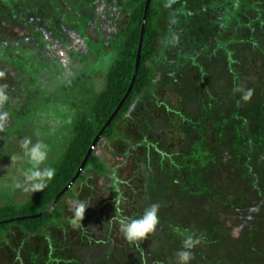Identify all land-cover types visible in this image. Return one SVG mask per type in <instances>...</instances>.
Instances as JSON below:
<instances>
[{
    "label": "rangeland",
    "instance_id": "rangeland-1",
    "mask_svg": "<svg viewBox=\"0 0 264 264\" xmlns=\"http://www.w3.org/2000/svg\"><path fill=\"white\" fill-rule=\"evenodd\" d=\"M24 3L26 5L23 7ZM240 4L235 20L248 21L244 25L245 32L252 29L254 34L257 33L260 23L254 16L264 18V0H241ZM74 6L82 16L80 19L72 17L71 7ZM92 8V11L86 9L78 0H0V49L6 51L2 53L0 50V73L3 74L0 76V87L7 86L5 91L9 96V101L0 107V113H8L5 126L0 129V205L8 199L24 203L31 197L32 192L16 187L17 184H23L24 172L29 167L20 148L22 141L27 138L33 143L42 141L47 144L49 156L42 167H51L67 147L68 118L73 115L74 109L80 107L81 101L84 102L94 93L92 86L98 87L103 82V76L113 64L109 53L114 50V42L125 29L128 13L124 8L117 7V4L110 5L103 0H96ZM235 20L232 23L234 25L237 22ZM238 29L236 34L241 38L245 32L240 27ZM260 38L255 40L260 42ZM259 46L264 51L263 43H259ZM251 53L252 56L257 55L258 60L262 59L254 48ZM175 60L172 73L179 69L188 71L191 67L183 55L176 56ZM254 62H251L253 67H248L250 71L246 70L249 65L242 68L238 60L231 69L232 83L238 80L237 74L241 70L245 75L255 72L259 89H263L241 103V108L251 115L246 122L251 127L245 130L241 140L244 147L247 145V151L238 149L226 157L227 168L223 176L235 171L245 180V188L238 194L230 193L225 197L227 203L232 205L222 208L216 204L217 211L214 210L211 216L190 208L185 214L198 218L200 222L199 227L194 229L186 223L178 226L171 218L169 228L173 232H167L163 243L167 253L160 250L163 244L158 245L156 241L153 248L144 246L141 256L137 254V249L127 243L122 225L118 222L132 216L133 209L123 200L120 206H116L113 198L117 191L126 192L131 198L129 188H142L140 178L133 176L140 170L137 168L139 162L136 152L142 149V142L140 146L136 145L138 137H134L132 143H136L133 148H129L102 141L96 146L95 154L105 163L110 176L98 175L90 172L91 169L83 171L86 181L75 183L59 204L68 220L73 216L77 201L88 204L90 207L86 209L83 227L74 229L68 225L52 229L48 239L32 240L34 257L24 260V264H176V253L182 246V239L192 234L202 238L193 250L192 264H264V184L261 187L260 183L264 178L260 175L264 171V68ZM261 63L263 65L264 61ZM211 77L212 74L207 71L203 77L188 74L183 77V84L167 89L156 82L136 103L137 106L129 111L127 117L130 125L126 128L122 123L121 130H131L134 125L140 133L145 132L146 141L164 145L159 148L165 153L171 148L175 151L177 146L183 152L189 151L190 147L195 148L196 141L193 139L188 142L192 137L186 133L196 125L195 122L206 120L207 116L202 106L187 99V95L206 88L205 84L211 81L207 79ZM218 86L224 88L221 80ZM180 92H185L183 98H179L177 93ZM47 95L54 99L51 103H57L44 105ZM228 97L224 90L212 95V99L222 105V114L218 117L224 121L223 127H228L234 117L232 107H235V103H231ZM6 107L12 111L10 115L4 109ZM252 112H255L254 116ZM129 130L126 131L128 135ZM225 145L226 150L230 149ZM126 150L131 151L130 158H124L123 152ZM6 156L13 157L12 161ZM184 175L179 174L180 177ZM257 187L262 190L258 191ZM4 190L7 192L3 193ZM160 222L164 227V221L160 219ZM188 228L192 229L191 234L185 232ZM252 230L254 234L249 233ZM107 231L112 234V245L104 241L109 236ZM87 236L96 239L92 243ZM102 238L104 245L94 246ZM17 241L16 234H10L6 241L0 236V264L21 263L16 254L11 253ZM50 241L54 248L48 253ZM74 248L80 249L72 255Z\"/></svg>",
    "mask_w": 264,
    "mask_h": 264
},
{
    "label": "trees",
    "instance_id": "trees-1",
    "mask_svg": "<svg viewBox=\"0 0 264 264\" xmlns=\"http://www.w3.org/2000/svg\"><path fill=\"white\" fill-rule=\"evenodd\" d=\"M78 1L91 11L93 3L96 2V0ZM103 1H107L110 5L117 4V7L124 8L128 13L125 29L114 42L116 47L109 53L113 58L112 66L103 76V82L98 87L92 86L94 93L84 102L81 101L80 107L74 109L73 115L68 118V121L70 120L67 132L69 141L60 158L51 165L56 174L48 183L47 188L43 192L32 193L24 203H18L14 199H8L11 197H7L6 203L0 205V236L2 240L6 241V237L10 234H16L18 241L13 246L14 250L11 253L16 254L15 256L21 260V263L18 264H24L26 259L34 257L33 249H31L32 240L48 239L50 230L70 225V220L64 217L59 204L71 192L75 183L79 180L86 181V177L83 175L85 170L91 169L90 172L98 175L110 176L111 173L105 163L95 154L94 149L86 162L84 172L82 171L76 177L94 139L103 129L97 145L99 142L105 141L107 144L111 142L118 146L122 144L133 148L132 146L136 143H132L134 137H138L136 145L140 146L142 142V149L136 152L139 162L137 168L140 170L133 175L140 178L142 188H129L130 194L132 193L131 198L126 192L122 193L121 191L115 192L116 195L113 198L116 206H120L123 200L127 206L132 207V216L126 219L139 217L143 214L145 207L152 204L159 205V223L156 231L135 244L127 242L131 247L137 249V254L141 256L144 254V251L141 250L144 246L153 248L156 246V241L158 245L165 243L167 232H173L169 228L172 223L170 222L171 218L176 221L178 226L186 223L193 229L198 228L200 224L198 218L187 216L185 214L187 210L197 209V213L211 216L214 210L217 211L216 206L220 205L218 207L226 208L228 205H232V203H227L225 198L227 195L238 194L242 188H245V180L239 172L232 171L229 172L230 175L224 177L223 171H226V157L230 156V152L235 153L238 149L247 151V145L244 147L241 140L245 130L247 131L251 127L246 123L251 115L241 108V103L244 101L241 97L248 90H251L252 95H256L263 89H259L256 78L258 76L255 72L245 75L241 68L240 74H237L238 80L232 83L231 69L237 60L242 63V68L249 65L246 68L247 71H250L248 67L252 65L253 60L255 64L264 68V63L263 65L261 63L264 61V51L259 46V43L264 45V18L257 14L254 16V19L260 23L258 32L254 34L252 29L245 32L244 25H247L248 21L238 22L235 20L237 9L241 7V0H150L140 63L132 90L111 123L105 127L109 118L125 98L132 83L146 0ZM22 5L24 7L26 3ZM71 8L73 9V19H80L82 16L76 7ZM234 20L239 25L237 22L236 25L232 24ZM255 20L252 22H256ZM239 27L242 32H245L241 38L236 34ZM257 37H261L260 42L255 40ZM253 48L262 59L258 60L257 55L250 54ZM1 52L5 53L6 51L2 49ZM181 55L186 62L191 63V67L188 71L179 69L172 73L176 64V56ZM2 58L6 59L5 56ZM206 71L212 74L211 79H207L211 81L205 84L206 88L187 95V99L202 106V110L207 116L206 120H198L195 122L196 125L189 129L190 131L185 132L192 137H188V142L193 139L196 141L195 148L191 149L190 147V150L186 149L189 151L183 152L177 146L175 151L171 148L165 153L159 148L164 145H154L150 140L146 141L145 132L140 133L134 125H132L133 129H128L130 135L126 134L128 130H121L122 123L126 125V128L130 125L127 117L129 111L139 100L143 99L144 94L150 91L156 82H159L163 89L175 88L177 84H183V77H187L188 74H197L199 77H203ZM220 80L224 84L223 89L218 86ZM194 86H196L195 83ZM237 88H242L244 91L237 92ZM223 90L224 94L229 96V101L235 103V107H232L234 117L228 123L230 124L228 127H223L224 121L219 120L218 117L222 114L220 113L222 105L218 100L212 99L213 94ZM177 94H179V98H183L185 92ZM45 98L44 105L57 103H51L54 99L48 95ZM4 109L9 112V115L11 114L12 111L8 107ZM21 114L26 115L25 112H21ZM254 114L255 112L252 116ZM243 141H247V139ZM258 141L259 139L256 143ZM225 144L230 149L226 150ZM123 156L130 158L131 151L126 150L123 152ZM6 157L7 159L9 157V160L13 159L11 156ZM178 171L185 175L180 177L181 173L177 175ZM260 175L264 176V171ZM73 181L74 184L69 188ZM260 183L262 187L264 178ZM261 187H257V190L261 191ZM0 190L2 189L0 188ZM172 197L173 200H171ZM53 201H55L54 204H52ZM160 219L167 227L160 225ZM122 221L118 220L120 225H122ZM188 229L185 232L191 234L190 230L192 229ZM249 233L254 234L253 230ZM106 234L109 236L104 241L112 245L111 232L107 231ZM87 238L92 243L96 239L91 236H87ZM51 242L48 244V253L54 248ZM97 245H104L103 238L95 242L94 246ZM75 248L73 252L71 251L72 255L80 249L76 250ZM165 248L164 244L160 248V250H164V254L168 251ZM15 256L12 255L14 258ZM163 260L165 261L166 258ZM218 261L220 262V260Z\"/></svg>",
    "mask_w": 264,
    "mask_h": 264
},
{
    "label": "clouds",
    "instance_id": "clouds-1",
    "mask_svg": "<svg viewBox=\"0 0 264 264\" xmlns=\"http://www.w3.org/2000/svg\"><path fill=\"white\" fill-rule=\"evenodd\" d=\"M3 74L0 73V76ZM7 86L0 87V107H3L8 101L9 96L6 94ZM237 92H243L242 88H237ZM252 92L248 90L242 95V100L248 101ZM8 119V113H0V129H3ZM23 152V159L29 165L24 172L23 184H17L16 187H23L25 191L32 193L43 192L47 188L48 183L54 178L56 172L54 168L42 167L45 165L49 156V147L44 142L33 143L31 139H24L20 144ZM90 207L82 201H77L73 209V216L70 225L75 229L83 227L82 221L85 217L86 209ZM159 205L152 204L145 207L143 214L136 218H130L122 221V229L124 238L129 244H135L142 241L156 231L159 223ZM179 231V230H177ZM200 237L195 234L186 235L182 239V246L176 253V264H192L194 260L193 250L201 243Z\"/></svg>",
    "mask_w": 264,
    "mask_h": 264
},
{
    "label": "water",
    "instance_id": "water-1",
    "mask_svg": "<svg viewBox=\"0 0 264 264\" xmlns=\"http://www.w3.org/2000/svg\"><path fill=\"white\" fill-rule=\"evenodd\" d=\"M149 4H150V0H146V7H145V12H144V16H143V23H142V29H141V35H140V42H139V48H138V53H137V58H136V66H135V72H134V76H133V79H132V83L128 89V92L125 96V98L122 100V102L119 104L117 110L115 111V113L109 118L108 122L106 123L105 127L108 126L111 121L113 120L114 116L116 115V113L118 112V110L121 108L122 104L124 103L125 99L127 98V96L129 95V93L131 92L132 90V87H133V84H134V80H135V77H136V74H137V71H138V68H139V63H140V53H141V46H142V41H143V36H144V30H145V22H146V18H147V13H148V9H149ZM104 127V128H105ZM104 131V129L96 136V138L94 139L79 171L77 172V175L76 177L79 176V174L84 170V167L86 165V162L89 158V156L92 154V152L94 151L98 141L100 140L101 136H102V132ZM74 184V181L71 183V185H69V188ZM55 201H53L52 204H54Z\"/></svg>",
    "mask_w": 264,
    "mask_h": 264
}]
</instances>
